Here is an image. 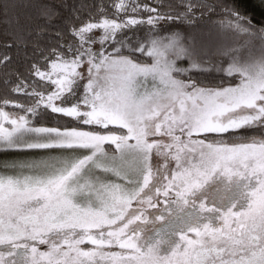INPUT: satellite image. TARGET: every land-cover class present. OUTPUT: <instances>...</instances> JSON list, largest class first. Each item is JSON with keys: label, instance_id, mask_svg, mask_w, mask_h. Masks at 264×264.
Listing matches in <instances>:
<instances>
[{"label": "snow or ice", "instance_id": "6c2138e0", "mask_svg": "<svg viewBox=\"0 0 264 264\" xmlns=\"http://www.w3.org/2000/svg\"><path fill=\"white\" fill-rule=\"evenodd\" d=\"M109 6L111 16L101 7L98 16L71 25L72 41L57 32L61 43L43 56V68L33 62L29 75L52 91L18 76L12 91L29 103H0V153H45L3 165L13 174L0 175V264H264V135L245 137L247 130L264 133V50L245 57L246 46L224 45L217 54L226 66L213 65L182 29L160 34L162 23L195 26L205 9L214 11L206 0ZM224 12L219 27L264 42V21L234 7ZM59 16L51 3L40 8L46 24ZM15 23L5 47L26 48L32 31ZM143 25L149 27L142 37ZM10 59L0 57V65ZM213 71L235 83L201 85L193 75ZM45 110L88 127L36 124ZM235 138L248 142L228 143ZM154 154L170 156L176 170L169 176L154 169ZM217 182L223 186L210 191ZM160 197L166 215L149 221L145 213ZM149 222L162 226L142 239ZM170 234L179 243L171 246ZM165 244L168 254L161 253Z\"/></svg>", "mask_w": 264, "mask_h": 264}, {"label": "trees", "instance_id": "16d2710c", "mask_svg": "<svg viewBox=\"0 0 264 264\" xmlns=\"http://www.w3.org/2000/svg\"><path fill=\"white\" fill-rule=\"evenodd\" d=\"M111 2L112 0H0V57L5 55L11 57L6 64L0 65V103L3 101L29 103V97L14 94L12 91L18 76L27 81L32 87H35L37 91H52V87L47 82L29 75L33 62H39L42 68L45 66L43 56L48 54L50 49L57 48L61 43V38L56 35L57 32L62 34L63 42L72 41L73 38L69 35L71 25H79L86 21L89 16H98V8L101 7L105 9V14L111 16L113 12V9L109 6ZM140 2L158 4L160 0H140ZM48 3L53 4L60 13V16L51 24H46L43 19L39 18L41 6ZM163 3L171 5L173 8L177 6V0H163ZM206 3L213 6L214 11L209 12L205 9L195 26L188 27L179 23L164 25L162 23L161 26H158L160 34H166L171 28L182 29L186 37L192 36L195 39L197 46L202 48L205 53L204 59L209 60L213 65L222 62L226 66L227 60L217 54V49L224 45L246 46L241 52V55L245 57L249 54L254 57L261 55L262 50H264V42L260 39L232 35L228 30L219 27V21L225 14V8L232 7L238 9L241 13L250 15L256 24H260L261 21H264V3H261V0H206ZM74 13L78 14V19L74 16ZM142 15L146 17L148 13H142ZM197 15H200V13L197 12ZM16 20H19L20 28L32 31V35L27 37L28 46L26 48H17L15 45L11 48L5 47L13 39L12 35L6 33H11L18 27L15 23ZM42 26L46 30L43 34L37 36L35 34L36 30ZM148 27L147 25L137 26L140 36L143 37L148 34ZM34 44L39 46V51L33 46ZM134 59L151 62L150 58L139 53L135 54ZM193 75L201 85L214 86L235 82V78H226L217 71L194 73ZM6 110L9 112L18 111V109L12 107H8ZM35 123L60 127H88L77 125L71 118L52 113L50 110L43 111L42 116L37 117ZM253 134L256 136L264 135L260 129L245 131V137H250ZM225 135L232 136L231 133ZM209 136L216 138L215 134H209ZM229 140L244 141L247 139L235 138ZM167 163L170 175L174 170V167H172L173 162ZM217 187H222V183L217 182L210 189L214 191ZM156 210L158 208L154 211ZM150 212H153V209H150Z\"/></svg>", "mask_w": 264, "mask_h": 264}, {"label": "rangeland", "instance_id": "374dc122", "mask_svg": "<svg viewBox=\"0 0 264 264\" xmlns=\"http://www.w3.org/2000/svg\"><path fill=\"white\" fill-rule=\"evenodd\" d=\"M94 47H99V45H95ZM148 63H151V62H148ZM85 83H86V81H80V85H81L80 91H83V85ZM234 83H226V84L214 85L212 87L228 86L229 84H234ZM148 86H149V88H151V84H149ZM57 103H59V102H57ZM38 125H41V124H38ZM46 126H51V125H46ZM261 136L262 135H259V136H257V138H260ZM193 138L196 139V137H193ZM199 138L200 139H203L204 137H199ZM216 138H211L209 136V140L216 139ZM156 139H162L166 143L169 142V140H168L167 137H157ZM239 142H248V141L247 140H244V141H230V140H228V143H239ZM105 147L107 149L111 150V146L106 145ZM43 155H45V153H43V152H36V151H34V152H8V153H0V175L13 174V170H11L9 168H5L3 166L5 162L14 161V160H22V159L29 158V157H38V156H43ZM167 162H173L172 163V167H174L173 168L174 170L171 172V173H173L176 170V162L173 159H171L170 156L166 158L164 155H158V156L155 155V154L153 155L152 163H153V166L155 167L154 169H159V171L160 172H163L165 175H169V170L167 169L168 168V163ZM171 173H170V175H171ZM96 175H100L102 178H105L108 181H115V182H119V183H124V181L117 179L116 177L112 176L111 174H107L106 175L103 172H99L98 171L96 173ZM210 191H213V189H210ZM158 199H159L158 206H161V207L159 208L157 206L155 209L158 208V210H156V211H154L155 209L153 208V212H150V209H148L147 212L145 213V215L147 216V218H148L149 221H154L155 220V217L156 216H159L161 214H165L166 215V213H164V211H163L164 208H165V204L163 202V199L164 198L163 197H160ZM133 207L134 208L135 207H138V205H136L135 202H134ZM137 223H140V222H137ZM214 223H218V221H216ZM161 226L162 225H161L160 222H156L155 224H153L151 222L146 223V224H142V227L145 229V232L141 233V238L143 239L144 236H154L155 235V229H157V228H159ZM179 227H180V225L177 222L176 228L174 229V231H178ZM192 235H194V234H192ZM169 240H170V245L171 246H174L176 243H179V235L178 234H175V235H171L170 234L169 235ZM152 242L153 241L151 239H149V240L146 241L147 244H150ZM170 245H168V244L162 245L161 246V253L162 254H168L171 251V246ZM81 247L84 248L85 250H87V249H89L92 246H90L88 244H84ZM39 249L41 251H46L47 250V246L40 247ZM21 251H23V250H21ZM111 251H118V249H111Z\"/></svg>", "mask_w": 264, "mask_h": 264}, {"label": "flooded vegetation", "instance_id": "af4514ba", "mask_svg": "<svg viewBox=\"0 0 264 264\" xmlns=\"http://www.w3.org/2000/svg\"><path fill=\"white\" fill-rule=\"evenodd\" d=\"M37 247L40 248V247H43V245H39V244H37Z\"/></svg>", "mask_w": 264, "mask_h": 264}]
</instances>
